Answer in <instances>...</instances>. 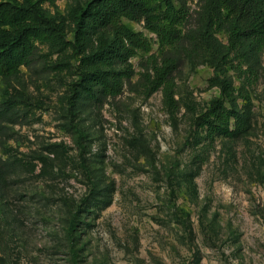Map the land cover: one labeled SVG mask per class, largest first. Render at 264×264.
Returning <instances> with one entry per match:
<instances>
[{
    "label": "rangeland",
    "instance_id": "374dc122",
    "mask_svg": "<svg viewBox=\"0 0 264 264\" xmlns=\"http://www.w3.org/2000/svg\"><path fill=\"white\" fill-rule=\"evenodd\" d=\"M90 1L44 10L73 42L70 15ZM123 24L152 50L132 60L116 97L83 99L70 114L77 60L49 46L0 79V264H264V59L248 83L238 62L218 67L186 42L172 52L171 112L147 88L157 37ZM218 74L250 117L242 138L205 141L195 126L220 97Z\"/></svg>",
    "mask_w": 264,
    "mask_h": 264
},
{
    "label": "trees",
    "instance_id": "16d2710c",
    "mask_svg": "<svg viewBox=\"0 0 264 264\" xmlns=\"http://www.w3.org/2000/svg\"><path fill=\"white\" fill-rule=\"evenodd\" d=\"M53 1L0 0V79L29 68L39 46L71 50L77 60V80L68 100L72 115L83 99L118 96L122 83L135 75L132 60L151 52L150 40L123 20L142 24L157 37L159 50L152 55L147 88L149 94L162 91L171 112L176 110L177 68L172 52L186 42L209 52L218 67L238 62L233 68L249 74L248 83L256 79L264 59V0H91L70 15L73 42L67 38L66 22L44 10ZM194 3L197 10L192 9ZM219 35L226 36L228 52ZM210 84L220 90V97L196 119L197 131L205 134V141L242 138L250 130V117L238 108L232 82L218 74Z\"/></svg>",
    "mask_w": 264,
    "mask_h": 264
}]
</instances>
